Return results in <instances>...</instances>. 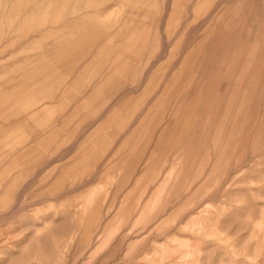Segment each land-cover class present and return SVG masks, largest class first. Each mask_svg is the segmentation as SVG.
<instances>
[{"label": "rangeland", "instance_id": "obj_1", "mask_svg": "<svg viewBox=\"0 0 264 264\" xmlns=\"http://www.w3.org/2000/svg\"><path fill=\"white\" fill-rule=\"evenodd\" d=\"M0 264H264V0H0Z\"/></svg>", "mask_w": 264, "mask_h": 264}, {"label": "bare ground", "instance_id": "obj_2", "mask_svg": "<svg viewBox=\"0 0 264 264\" xmlns=\"http://www.w3.org/2000/svg\"><path fill=\"white\" fill-rule=\"evenodd\" d=\"M93 194V193H92Z\"/></svg>", "mask_w": 264, "mask_h": 264}]
</instances>
